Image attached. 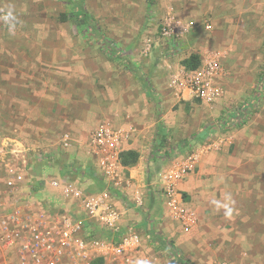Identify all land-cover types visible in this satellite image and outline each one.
<instances>
[{
  "label": "rangeland",
  "instance_id": "374dc122",
  "mask_svg": "<svg viewBox=\"0 0 264 264\" xmlns=\"http://www.w3.org/2000/svg\"><path fill=\"white\" fill-rule=\"evenodd\" d=\"M7 5L22 21L17 29L29 31L22 42L27 59L39 64L28 67L26 82L11 83L13 97L0 75V142L28 141L49 153L51 166L36 164L31 181L42 185L68 166L86 171L87 142L103 118L151 122L149 154L154 142L167 152L156 167L208 136H222L224 145L208 154L210 170L200 177L207 198L198 222L163 232L160 241L143 232L150 252L142 254L163 264H264V0H0V8ZM76 10L83 15L73 16ZM169 15L188 17L195 27L164 37ZM216 52L224 55L223 80L233 99L219 103L223 112H214L217 103L169 99L171 73L183 59L197 53L202 63ZM203 129L205 139H192ZM66 131L74 139L69 151L61 144ZM229 195L238 209L231 219L211 204ZM42 198L54 210L70 206L52 194Z\"/></svg>",
  "mask_w": 264,
  "mask_h": 264
},
{
  "label": "built area",
  "instance_id": "2783aa9c",
  "mask_svg": "<svg viewBox=\"0 0 264 264\" xmlns=\"http://www.w3.org/2000/svg\"><path fill=\"white\" fill-rule=\"evenodd\" d=\"M194 26V20L171 17L163 23L161 33L167 38L180 37ZM223 57L216 52L197 69L180 67L171 74L169 87L179 95L187 91L193 99L214 104L224 95L218 82L224 74ZM136 131L132 123L116 125L102 120L87 142L95 170L89 163L86 171L68 166L42 185L29 177L36 164L51 166L49 153L28 142L1 140L0 264H136L140 259L163 264L159 257L142 254L139 230L120 232L124 211L117 199L121 196L137 209L145 204L146 191L135 187L122 161L125 143ZM225 141L222 136H208L157 175L156 192L163 197L166 215L178 220L185 230L198 222V212L187 204L177 183L197 168L204 155L220 150ZM61 144L67 151L74 147L69 131L62 135ZM80 176L87 182H81ZM44 194L62 198L70 206L54 210L43 200Z\"/></svg>",
  "mask_w": 264,
  "mask_h": 264
},
{
  "label": "crops",
  "instance_id": "0c3cea01",
  "mask_svg": "<svg viewBox=\"0 0 264 264\" xmlns=\"http://www.w3.org/2000/svg\"><path fill=\"white\" fill-rule=\"evenodd\" d=\"M6 1L11 2V0H6ZM169 1H174V0H167L168 3ZM174 3L176 2H172V5ZM171 17H175L177 20H181L183 22L192 20L190 18L188 19V17L183 18L182 16L169 15L168 17L165 18L163 23L166 22L168 19H171ZM1 25L2 24H0V75L2 74V77L5 78L6 80L4 83L5 85H7V88L5 89L7 90L6 93L8 97H13L15 93L12 90L11 85L15 82H20V83L26 82L24 81V79L30 78V75L27 72L28 67L32 66L31 64L33 63H35L36 65L39 63L30 61L26 57V54L29 53V47L27 44L26 45L22 44V42H23V39L28 35L29 31L19 27L16 30V34L13 36L9 34L7 25H4V27ZM218 82L224 88L223 97H221L214 103V105L216 103L218 104V107H216L214 112H217L219 114V112L221 111L223 112V110L225 109L224 105H221L223 104L224 99L226 98L227 100H229L228 102H231V100L233 99L230 97V95H227L228 90L226 88L227 87L229 88V83H225V81L223 80V77L218 79ZM0 83H1V80H0ZM225 84H226V88H225ZM170 91L171 93L168 96L169 99L183 100L186 102L195 101V99H193L187 91H185L182 95L177 94L175 90H173L172 88H170ZM150 95L152 96V94ZM146 112L147 110L143 111L141 114H144L143 116H146L148 115V113L146 114ZM105 119L112 120L113 123H115L116 125L132 123L137 129V131L133 134L131 139L125 143V148L127 150L133 149V150L138 151L140 156H139L138 162L134 166H127L128 168L126 169V173H127L126 175L131 176L134 179V183L136 184L135 187L136 186L140 187L142 191L144 192L146 191L145 204H144V207L141 209L132 207L130 205L131 203L127 200L124 201V198L121 196L119 197V199H117L118 205L124 211L123 220H122L123 222L121 225L120 232L123 233L124 231L130 230V229H137L141 232L142 237H144L143 235L145 233L147 235V236L145 235L146 237H150L152 240L160 241V239L157 238L156 236L160 235L163 232L173 233L175 231L176 226L177 227L181 226L178 220L171 219L170 217L166 215L163 197L160 196V194L156 192V185H155L156 181L155 180L157 178V175L162 169H164L167 166L156 167L153 165V163L156 160H160V159L161 161L162 160L167 161V158H166L167 152L164 151V153L161 154L162 151L159 150L160 146L156 145V142H154L155 145H152L153 146L152 148L155 150L152 149L151 154H149L150 147L148 145V140H149V133L151 132V126H152L151 122H149V125L148 123L144 122V125H143L140 121L136 119L115 120L111 118H103L99 120L97 124ZM204 130L208 132L207 129H203L202 132ZM202 132L200 134H202ZM200 134H193L192 139H197L196 136ZM140 152L145 153V155L141 156V154L143 153H140ZM85 156L87 155L85 154L84 158ZM208 156H209L208 154L204 155V157L201 159L197 168L193 172H191L189 175H187L185 178L179 180V182L177 183L179 190L182 191L185 196V200L187 204L190 207L194 208L196 211L198 210L201 212L204 211L203 205H205V199L207 198L206 197L207 194H205L203 190L204 188L202 184H200V182L203 181L202 178L200 177L202 176V174L210 170L209 162L211 159L213 160L214 158L213 156L211 158H209ZM169 161L170 160H168L167 162L168 166L171 163V161L170 162ZM94 164L95 162L93 163L92 161H89V165H92V168L96 166ZM88 169L90 170L91 166ZM93 169L95 170V168ZM145 227H147L150 230L151 232L150 235L147 234V232L145 231ZM143 240H144L143 241L144 247H143L142 252L144 253L150 252L149 251L150 248H148L147 245L145 244L147 239L143 238Z\"/></svg>",
  "mask_w": 264,
  "mask_h": 264
},
{
  "label": "clouds",
  "instance_id": "9594fccd",
  "mask_svg": "<svg viewBox=\"0 0 264 264\" xmlns=\"http://www.w3.org/2000/svg\"><path fill=\"white\" fill-rule=\"evenodd\" d=\"M0 21H3L8 26L9 34L13 36L16 34L17 24H22V21H20L19 17L16 15L14 5H7L0 8ZM211 204L216 212L223 210V214L226 218L231 219L234 214H238L235 201L232 200L230 195L223 201L213 200ZM136 264H151V262L147 259H140L136 261Z\"/></svg>",
  "mask_w": 264,
  "mask_h": 264
},
{
  "label": "trees",
  "instance_id": "16d2710c",
  "mask_svg": "<svg viewBox=\"0 0 264 264\" xmlns=\"http://www.w3.org/2000/svg\"><path fill=\"white\" fill-rule=\"evenodd\" d=\"M81 15L83 14H81L80 10H76L73 12V16L75 17H80ZM200 64H201V57L197 53H191L189 56L185 57L182 61V65L186 69H191V70L197 69ZM247 113L248 112L245 110L242 112V115L239 117L240 124H243L245 122ZM207 135H208V132L204 130L202 134L197 135L196 137L197 139H205ZM28 143L33 144L32 142H28ZM139 156H140L139 152L136 150H133V149L126 150L122 153L123 164L126 166H134L138 162ZM165 245H167V243H165ZM168 249L170 250V252H172L173 250L172 245H169ZM94 264H97V262H95Z\"/></svg>",
  "mask_w": 264,
  "mask_h": 264
}]
</instances>
